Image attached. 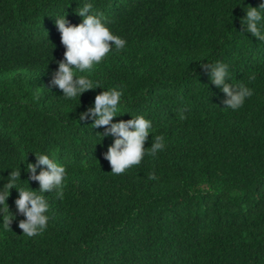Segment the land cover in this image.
Here are the masks:
<instances>
[{
	"label": "trees",
	"instance_id": "trees-1",
	"mask_svg": "<svg viewBox=\"0 0 264 264\" xmlns=\"http://www.w3.org/2000/svg\"><path fill=\"white\" fill-rule=\"evenodd\" d=\"M86 2L127 43L76 73L101 85L77 101L50 83L65 51L55 19L82 23ZM241 2L0 0V187L24 157L26 181L37 152L67 170L63 198L44 193L49 220L38 236L22 235L26 218L10 190L0 264H264V43L241 24L261 0ZM216 61L228 65L230 83L253 91L238 110L225 108L200 66ZM110 88L123 92L110 123L142 114L153 127L144 148L157 135L165 142L120 175L103 158L114 137L99 143L108 126L80 120Z\"/></svg>",
	"mask_w": 264,
	"mask_h": 264
},
{
	"label": "clouds",
	"instance_id": "clouds-1",
	"mask_svg": "<svg viewBox=\"0 0 264 264\" xmlns=\"http://www.w3.org/2000/svg\"><path fill=\"white\" fill-rule=\"evenodd\" d=\"M243 3V0L241 4ZM245 15L241 19L245 31L252 37L264 43V0L258 7H246ZM86 13H90L85 15ZM76 15L82 18V23L72 26L68 24L65 15L55 19V27L60 33V41L64 46L63 60L58 63V68L53 74L51 85L62 91L65 99H76L91 89L101 87L88 75H77V72L85 73L91 71L95 65L113 51H121L126 46V40L113 34L105 23L102 12L94 11L91 2L84 3ZM67 25V26H66ZM202 68L209 72L210 82L219 87L227 99L224 101L226 109L233 111L243 106L245 100L253 95L252 89L242 83L232 84L229 82L228 65L220 61L214 63H202ZM227 81V82H226ZM123 92L116 88H110L96 95L92 107L85 113L80 114V120L87 116L92 120L91 127L108 126L103 134H99L100 141L108 135L114 137L112 144L107 148L103 158L111 167V173L120 175L134 165H139L146 154L153 157L165 148L164 137L157 135L150 148L145 149L144 144L153 132L152 121L144 115H135L127 121L110 123L113 118L119 117L121 110ZM180 119H185L181 114ZM97 143V144H99ZM96 144V145H97ZM33 155V154H32ZM35 163H27L25 172L28 179L20 180V167L10 170L6 182L0 187V227L10 230V224L14 217L10 213L7 199L10 190L18 193L14 200L17 213L26 219L18 223L22 235L27 237L42 234L47 226L50 205L44 193L55 192L56 197L63 198V189L67 177L65 166L59 163L54 156L45 152H37L33 155ZM37 166L41 168L36 173ZM150 180L157 179L155 173H150ZM0 179H3L0 177ZM26 182L24 187H18L17 182ZM29 181L38 182L39 188L33 191L29 188Z\"/></svg>",
	"mask_w": 264,
	"mask_h": 264
}]
</instances>
